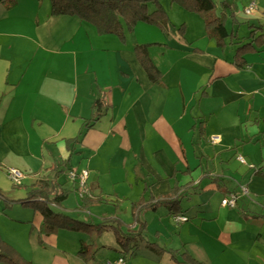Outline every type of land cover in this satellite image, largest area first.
<instances>
[{
    "label": "crops",
    "instance_id": "0c3cea01",
    "mask_svg": "<svg viewBox=\"0 0 264 264\" xmlns=\"http://www.w3.org/2000/svg\"><path fill=\"white\" fill-rule=\"evenodd\" d=\"M212 1L217 16L225 18L227 32L237 36L232 29L238 24L235 4ZM251 1L255 3H240V13L245 15L243 10ZM221 3L225 12H220ZM254 11L251 18L257 25L251 22L247 27H261L257 34H264V13H259L257 6ZM180 17L186 23L195 20L192 14ZM158 31L150 35L152 40L145 36L141 42L138 37L121 40L113 34L98 35L91 24L77 17L50 16L49 0L0 5V164L18 169L26 177L20 185L12 186L6 172L0 170V209L10 205L14 222L36 219L39 228L28 239L38 242L40 237L44 244L26 257L30 263L114 264L122 256L116 239L105 236L66 231L40 236V214L35 218L33 212L12 203L23 200L37 180L30 176L48 182L63 170L56 178L60 185L69 170H86L88 199L113 196L119 205L113 213L106 211L93 218L97 222L116 218L125 229L135 230L131 205L148 195L154 200L169 199L172 172L180 163L193 171L181 181L189 184L180 194L181 214L188 221L174 223L164 205L139 212V220L146 223L144 239L135 241L136 251L126 264H179L168 254L156 256L146 242L187 252L201 264H264V150L260 149L264 148V95L258 96L263 101L256 105L254 93L260 91L254 88L255 77L247 95L224 86L226 71L219 62L220 47L203 40V22L195 20L184 38L170 22ZM157 41L165 44L164 49L150 47L148 52L163 76V87L151 83L134 54L135 44ZM257 51L250 53H254L250 59L245 56L247 66L242 71L264 65V46ZM208 80L211 84L203 91ZM231 93L236 101L247 100L248 119L244 128L232 122L220 130V104ZM98 97L104 101L102 115L96 122L88 121L94 117L93 102ZM216 119V129H209ZM198 121L205 123L200 128L203 139L191 130ZM213 136L218 137L216 144L210 141ZM74 138H78L76 143H66ZM239 152L251 159L256 171L240 173L229 166L227 155ZM198 159L205 165L197 166ZM29 178L31 187L26 184ZM70 182L72 188L61 190L69 192L67 198L73 193L74 202L68 204L66 199L59 210L93 223L80 211L82 199ZM144 186L149 187L146 194ZM231 193L237 195L236 206H221V200ZM82 243L91 246L93 261L80 260Z\"/></svg>",
    "mask_w": 264,
    "mask_h": 264
},
{
    "label": "trees",
    "instance_id": "16d2710c",
    "mask_svg": "<svg viewBox=\"0 0 264 264\" xmlns=\"http://www.w3.org/2000/svg\"><path fill=\"white\" fill-rule=\"evenodd\" d=\"M182 5L189 11L198 14L205 25L206 36L214 39L218 47L224 45V41L232 37L225 28V18L217 16L216 5L212 0H171ZM15 0H0V5L13 6ZM50 16H68L77 17L81 21L91 24L98 35L113 34L119 39L124 40V31L122 23H124L129 31L138 23H143L151 26H162L167 23L165 12L160 5L159 0H49ZM152 10L149 11V7ZM223 6V4H222ZM232 17V13L230 14ZM251 30L249 35L243 39L246 44L236 48L234 53V66L243 70L247 66L245 56L248 53L255 52L264 46V34L258 33L261 27L249 26ZM234 38H236L234 36ZM251 38V39H250ZM242 43L241 40H236L235 44ZM135 54L139 64L142 66L152 84L163 86L162 74L151 61L146 46L140 45L135 47ZM104 101L98 97L93 102L94 117L88 121L96 122L102 115V107ZM92 126V125H91ZM89 127V125H88ZM201 135V133H200ZM78 138L67 140L66 143L74 144ZM70 148V147H68ZM63 170L56 172L50 181H37L33 185V190L28 193L27 197L21 200L20 204L37 211L41 218L40 236H49L57 234L60 231L70 233H80L89 237L98 236L102 231L112 230L116 235V241L122 257L126 260L131 257L136 251V240L144 239L146 223L141 222L138 218L139 212L144 209L155 210L160 205L168 207L169 213L172 216L181 214L180 189H185L189 184L178 188V184H174L171 188L169 199L154 200L149 196L148 199L142 197L137 203L131 205L134 220L137 224L135 230H122L124 223L116 218L104 219L99 224L77 220L66 215L59 209L62 203L67 199L69 192L62 191L60 185L56 182V178ZM101 198L90 200L86 197L82 199L80 209L87 207L90 204L102 203ZM146 246L156 256L168 254L171 259L179 264H201L193 259L187 252L179 253L178 251L166 250L159 247L156 243L146 242ZM94 252L91 246L80 244L78 256L82 262H90L94 260ZM180 257V262L177 261V256ZM0 264H31L26 261L14 248L4 243L0 237Z\"/></svg>",
    "mask_w": 264,
    "mask_h": 264
},
{
    "label": "rangeland",
    "instance_id": "374dc122",
    "mask_svg": "<svg viewBox=\"0 0 264 264\" xmlns=\"http://www.w3.org/2000/svg\"><path fill=\"white\" fill-rule=\"evenodd\" d=\"M229 1H232L231 3L235 4V7L233 9L239 13V15L237 17L238 24L233 25L232 29H233L234 34L236 32L237 36H235V37H237L238 40H241L242 43L235 44L236 38H234L232 36L229 39H226L224 41V45L220 47V51H219L220 60H219V62H220V65L222 66V68L225 69V71H226L225 72L226 80L223 84H224V86H227L231 92L238 93L239 91H242V92H245L247 95L250 93L249 91L253 90L251 87V83L253 82V79L255 77L256 78L255 80H257V81L254 83V85H255L254 88L259 89L260 92L254 93V96L256 97V105L260 106L262 103L261 101H263V99H260L262 97H258V96L264 95V65H262L260 67L256 66V70H255V65H254L252 67V71L251 70L250 71H242V70L237 69L234 66V53L236 51V48L241 46V44H244V43L246 44V41H249V40L243 39V37H247L251 31L250 29H248L247 24L253 22V23H255V25H257L256 21H253L252 20L253 18H251V17H254L255 16L254 14H256V13H254L255 12L254 11L250 16H246V15H243L242 13H240V11L242 10L240 3L241 2L245 3L246 0H240V1L239 0H229ZM254 1H255L257 8H258V12L264 13V0H254ZM159 2H160V5L162 6V8L164 9V12H165V19L167 21L166 24H169V22L171 23V25L174 24L175 30H176V32L180 38H184L186 32L192 30V27L195 25V20H199L200 22H203L202 18L198 14H195V13L189 11L188 9H186L182 5H179L176 2H171V0H159ZM222 4H223V6H222ZM226 9L228 10V8H226ZM151 10H152V6L149 7V11H151ZM220 12H225L224 3L220 4ZM184 14H192V16H194L195 20H189V22L186 23L183 20V18L180 17L181 15H184ZM176 19H181V20L179 21ZM263 21H264V19H263ZM164 25H162V26H155V25L154 26H147L146 24L138 23L133 27V29L131 31H129L127 29L126 25L124 23H122L123 31H124V39L127 37V40H131V38L135 40L136 37H138V41L141 42V41H144L142 38H143V36H145L146 40L147 39L152 40L153 38L150 37V35L154 36V34L159 33L158 29L159 28L162 29ZM203 25H204V22H203ZM226 25H227L228 30H230L231 29L230 22H228ZM160 34H162L161 35L162 38L166 39L164 37V35H165L164 33H160ZM203 40L211 41L212 43L216 42L214 39H210L209 37L206 36L205 25H204V39ZM229 41H231L233 43L231 44V43H229ZM140 45H145L147 52H148V49L150 47L158 48V50H159V48L164 49V47H165L164 46L165 44L161 41H157V43H154V44H135L134 54H135V47L140 46ZM257 50H259V49H257ZM257 50L254 53H258ZM160 51L162 52V50H160ZM254 53H252V54L248 53L247 54V55H249L248 58L250 59L251 58L250 55H253ZM148 55H150L149 52H148ZM159 56H161V54H159ZM255 56L257 58V55H255ZM135 57H136V54H135ZM252 57H254V56H252ZM232 61H233V64H232ZM248 76H250V78H247ZM162 81H163V76H162ZM163 84H164V81H163ZM210 84H211V80H208L207 83L205 84V86L203 87V91H205V89H207ZM248 84H250V87H248ZM163 86H161V87H163ZM222 90H223V88H222ZM231 94H232L231 97L225 96L226 98H223V103L220 104L223 107V108H220V130H221V128H225V126H228V124H231L232 122H235V123L239 122L238 126L239 127L242 126V128H244L246 125V122H247L246 120L248 119V116H247L248 112L245 110L246 105H247V102H246L247 100L246 101H244V100H237L236 101L233 93H231ZM230 101H232V102H230ZM223 104H225L226 106H224ZM262 106H264V104H262ZM263 109H262V112H264ZM245 111H246V113H245ZM216 122H218L217 119L213 120V123H210V125H209V129H216V125H215ZM204 124H205L204 121L202 123H201V121H198L193 127H191V130L194 131L195 135L199 136L200 139H203V137L200 135V128L203 127ZM213 137H217V136H213ZM197 140L198 139L195 138L194 145H195V143H197ZM210 141H211V139H210ZM216 143L217 142H215L214 144H216ZM197 146L198 145H196V147ZM260 149L264 150V148H261V147H260ZM239 156H241L243 158L244 164L239 163V161L237 160V158ZM233 157H235V159L237 161H235V159ZM227 158L231 159V161H230L231 164H229V166L232 167V169L239 170L240 173L248 172L249 170H255V171L257 170V168L251 163V159L248 156L243 155L241 152L237 153V155H235V156L232 155V157H231V153H230V155H227ZM196 163L198 164L197 166H201V167H202V165L203 166L205 165V162L201 161V159H198L196 161ZM179 164H178V166L177 165L174 166V170L172 172V177H171L172 187L175 183L178 184V188H180L181 186H184L181 184V181H183L182 177H185L186 175H190L193 172L192 170L188 171V170H186V168L184 169V167H182ZM7 169H11V168L10 167H3L0 164V170H3L4 172H6ZM12 169L20 172L22 175V179L19 181L18 184H13L9 179H8V181L10 182V184L12 186H18L22 183V180L24 178H26L25 173L16 169V168H12ZM60 175H62V174H59L58 178L60 177ZM33 176L37 180L32 184V187L30 186L31 181H32L30 178L27 180L28 181L27 183L24 182L26 184H29V187H31V188H29V190H28V192L24 198H26L28 193H30L33 190V185H35L37 181L43 180V178H41V177L38 178L35 175H32L30 177H33ZM193 178H194V176H193ZM60 182H61L60 187L63 190H67V189L72 188V183L69 180H67V175H65V177L63 176L61 178ZM148 188L149 187L144 186V188H143L144 194H146L148 192ZM183 190L184 189H180L179 192L181 193V192H183ZM73 196L74 195L72 193L70 195V198H67L68 204L74 202ZM88 197L89 196H87V198ZM97 198H101L103 200L102 203L90 204L87 207L80 210L82 213H85V215L89 216L93 220L94 224H99L104 219H108V218H103L100 222H97V220H95L93 217L99 218V215L101 213L106 212V211H111L113 213V211L117 210L118 206H119L117 201H113L116 199L113 196L110 199L108 198V196L107 197L101 196V197H97ZM148 198H149V195L146 196L145 199H148ZM1 201L3 202V200H1ZM20 202H21V200H13L12 203L17 205L22 210L33 212L35 218H39V215H38L39 213L37 211H33L32 209L21 205ZM80 202H81V200H78V203H80ZM9 206H6L3 210L0 209V237L4 243L10 245L26 261L30 262L28 259H26V257L29 258L32 255L36 254L37 250H39L40 247L43 246V244H44V242H42V239L40 237H39L38 242H29V239H28V238H30V236L34 232H36L35 228H37V230H38L39 227H36V219H32L30 222H26V223L12 221L10 218V215H9V213H10ZM121 217L124 218L125 215L122 214ZM125 218H129L128 215ZM125 228H126V226L124 225L122 230L125 231L126 230ZM102 236H105V238H107L108 240L116 239V235L113 233L112 230L102 231L97 237H102ZM33 244H36L38 247H34Z\"/></svg>",
    "mask_w": 264,
    "mask_h": 264
},
{
    "label": "built area",
    "instance_id": "2783aa9c",
    "mask_svg": "<svg viewBox=\"0 0 264 264\" xmlns=\"http://www.w3.org/2000/svg\"><path fill=\"white\" fill-rule=\"evenodd\" d=\"M255 9H256V5L253 1H251L244 8L243 13L247 16H250ZM211 142L212 143L218 142V137H212ZM237 160L239 161V163L244 164V160L241 156H239ZM6 175L13 184H18L19 181L22 179L21 173L12 168L6 170ZM67 177L70 181H72L75 184L76 192L80 199H83L88 195V186H87L88 172L86 170H80V171L69 170L67 172ZM243 193L244 194L247 193L246 188H243ZM236 201H237L236 194L231 193L226 198L221 200V206L234 208L236 206ZM173 221L176 224H180L187 222L188 218L185 215L179 214L173 216ZM114 264H126V260L122 256H120L117 258Z\"/></svg>",
    "mask_w": 264,
    "mask_h": 264
},
{
    "label": "bare ground",
    "instance_id": "6f19581e",
    "mask_svg": "<svg viewBox=\"0 0 264 264\" xmlns=\"http://www.w3.org/2000/svg\"><path fill=\"white\" fill-rule=\"evenodd\" d=\"M179 215V214H178Z\"/></svg>",
    "mask_w": 264,
    "mask_h": 264
}]
</instances>
